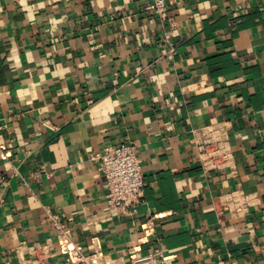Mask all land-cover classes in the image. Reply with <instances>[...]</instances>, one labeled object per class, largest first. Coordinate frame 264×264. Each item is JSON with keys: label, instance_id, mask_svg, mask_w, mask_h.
<instances>
[{"label": "crops", "instance_id": "obj_1", "mask_svg": "<svg viewBox=\"0 0 264 264\" xmlns=\"http://www.w3.org/2000/svg\"><path fill=\"white\" fill-rule=\"evenodd\" d=\"M0 0V264L74 245L164 264H264V0ZM222 123L231 167L194 130ZM130 143L143 201L118 211L92 157ZM242 191L239 213L223 198ZM55 222L63 225L59 233Z\"/></svg>", "mask_w": 264, "mask_h": 264}, {"label": "built area", "instance_id": "obj_2", "mask_svg": "<svg viewBox=\"0 0 264 264\" xmlns=\"http://www.w3.org/2000/svg\"><path fill=\"white\" fill-rule=\"evenodd\" d=\"M153 12L164 17L167 0H150ZM196 147L198 160L204 171L231 167L233 164V151L225 126L216 123L197 130ZM97 160L100 170L107 181L106 199L110 206L118 211H129L144 198L145 181L142 171V162L137 155L135 147L130 143H118L105 146L101 152L92 157ZM222 206L232 212H241L252 204L251 196L242 191L231 192L222 196ZM59 233H63V225L55 222ZM67 258L57 264H125L123 257H112L101 251L84 253L80 246L74 245L68 251ZM167 253L159 248L146 254L135 256L131 264H164ZM36 264H46L39 260Z\"/></svg>", "mask_w": 264, "mask_h": 264}]
</instances>
